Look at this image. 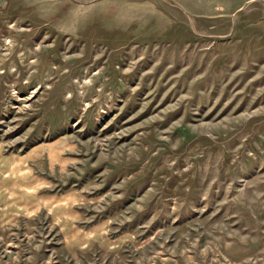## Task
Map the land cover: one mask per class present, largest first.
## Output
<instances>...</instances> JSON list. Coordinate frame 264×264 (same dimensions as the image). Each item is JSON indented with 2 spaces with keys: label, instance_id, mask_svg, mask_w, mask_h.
Masks as SVG:
<instances>
[{
  "label": "rangeland",
  "instance_id": "374dc122",
  "mask_svg": "<svg viewBox=\"0 0 264 264\" xmlns=\"http://www.w3.org/2000/svg\"><path fill=\"white\" fill-rule=\"evenodd\" d=\"M0 264H264V0H0Z\"/></svg>",
  "mask_w": 264,
  "mask_h": 264
}]
</instances>
